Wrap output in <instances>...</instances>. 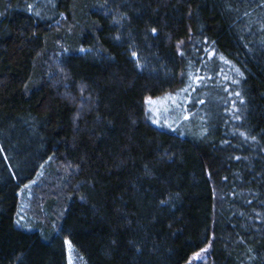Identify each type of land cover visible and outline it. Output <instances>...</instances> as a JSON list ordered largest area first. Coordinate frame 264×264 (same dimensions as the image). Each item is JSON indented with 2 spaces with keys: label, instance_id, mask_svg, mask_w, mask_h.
Here are the masks:
<instances>
[{
  "label": "trees",
  "instance_id": "obj_1",
  "mask_svg": "<svg viewBox=\"0 0 264 264\" xmlns=\"http://www.w3.org/2000/svg\"><path fill=\"white\" fill-rule=\"evenodd\" d=\"M261 5L0 0V264H264ZM180 87L215 98L192 137L147 119ZM43 173L63 194L20 227Z\"/></svg>",
  "mask_w": 264,
  "mask_h": 264
},
{
  "label": "rangeland",
  "instance_id": "obj_2",
  "mask_svg": "<svg viewBox=\"0 0 264 264\" xmlns=\"http://www.w3.org/2000/svg\"><path fill=\"white\" fill-rule=\"evenodd\" d=\"M213 56L212 53H209ZM221 63L219 64V66ZM206 76V75H205ZM205 76L203 78H205ZM207 76L211 77L207 74ZM232 78L231 74H227V78ZM193 87V86H192ZM194 88H186V91H182L183 88H177L172 92L159 96L157 98L147 97L145 99V106L147 112V119L153 122L156 126L162 129H171V131H181L187 134V136L195 135V127L203 119L206 127L209 129L214 122L218 121V116L215 113V102L214 97L209 94L206 95L203 103L199 102L197 98H190V96L196 94L192 93ZM196 90V89H194ZM209 92V91H208ZM169 96L174 97L173 99H167ZM151 98L155 101L154 104L149 105L146 101ZM195 104L198 107L200 115L196 114L192 116L188 122H184L185 111L188 108V104ZM151 109V110H150ZM198 115V116H196ZM61 187H58V180L52 179V177L45 179L44 173L40 175L36 180L24 187L20 194L19 209H18V225L23 228L32 229L39 223L38 220L46 218L43 207L47 200L50 198L51 193H55L57 196L63 194ZM45 194L46 196H43ZM66 252L68 257V264H81L74 256L72 245L66 243ZM209 256V250L205 249L196 256H194L188 264H200L207 260Z\"/></svg>",
  "mask_w": 264,
  "mask_h": 264
},
{
  "label": "snow or ice",
  "instance_id": "obj_3",
  "mask_svg": "<svg viewBox=\"0 0 264 264\" xmlns=\"http://www.w3.org/2000/svg\"><path fill=\"white\" fill-rule=\"evenodd\" d=\"M262 7H264V5H261ZM155 29H152V32H153V34H155ZM133 57H135L136 56V53L135 52H133ZM196 79L197 80H200V79H203L202 77H196ZM182 91H186V89L185 90H182ZM236 95H239V93H237ZM167 99H173L174 100V97H172V96H169ZM241 102H243V101H241ZM146 103L147 104H149V105H152V104H154L155 103V101H153L151 98H149L147 101H146ZM201 103H203V101H201ZM151 110V109H150ZM188 117L187 116H185V119H187ZM153 122H155V121H153ZM241 135H243V133H241Z\"/></svg>",
  "mask_w": 264,
  "mask_h": 264
}]
</instances>
